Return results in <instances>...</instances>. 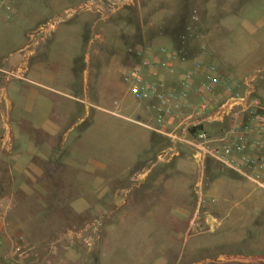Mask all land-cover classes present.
I'll use <instances>...</instances> for the list:
<instances>
[{
  "label": "crops",
  "instance_id": "1",
  "mask_svg": "<svg viewBox=\"0 0 264 264\" xmlns=\"http://www.w3.org/2000/svg\"><path fill=\"white\" fill-rule=\"evenodd\" d=\"M94 1L11 0V16L1 13L0 253L24 235L32 247L28 264L48 262L51 253L41 247L51 240L57 242L53 264H264V190L212 159L200 176L187 148L173 162L153 164L167 144L155 129L169 125H158L149 101L124 86L134 64L114 55L104 18L91 21L96 13L78 10ZM260 1L202 0L207 51L194 58L240 80L264 68ZM56 17L61 22L47 33ZM184 46L165 34L154 41L151 57L163 58L162 47ZM193 56L158 76L179 89L177 79L193 69ZM255 85L264 103V81ZM189 97L198 101L194 89ZM228 123L204 127L217 135ZM213 164L233 191H218L219 216L206 188ZM242 190L249 191L243 201L235 195ZM48 210L58 211L60 227L36 230L51 218L43 215Z\"/></svg>",
  "mask_w": 264,
  "mask_h": 264
},
{
  "label": "built area",
  "instance_id": "2",
  "mask_svg": "<svg viewBox=\"0 0 264 264\" xmlns=\"http://www.w3.org/2000/svg\"><path fill=\"white\" fill-rule=\"evenodd\" d=\"M10 2L0 0V19L3 10L6 17L11 16L13 9ZM61 20L62 17H56L44 29L47 32ZM197 20L194 15V23ZM159 52L163 58H152L146 56L143 50H137L139 62L128 70L126 76L135 99L149 101L148 108L156 123L169 125L167 129H155L166 137L167 144L157 153L153 164L173 162L187 148L200 176L204 175L207 162L212 159L237 171L264 190V103L256 94L255 85L258 81H264V68L253 70L240 80L224 75L214 64L207 65L202 59L194 58L193 69L179 76L177 82L180 88L176 89L158 74L163 69L174 71L176 63H186L189 58L177 49L162 47ZM154 74L158 79H147L146 76ZM198 76L202 80L194 88ZM191 89L197 93V102L189 97ZM206 114H210L209 118ZM226 120L228 127L221 134H211L204 127L205 123ZM204 204L205 199L201 197L198 212ZM56 247L57 242L51 241L47 245V252L53 254ZM31 251L26 237L20 235L9 253H0V263L28 264Z\"/></svg>",
  "mask_w": 264,
  "mask_h": 264
},
{
  "label": "rangeland",
  "instance_id": "3",
  "mask_svg": "<svg viewBox=\"0 0 264 264\" xmlns=\"http://www.w3.org/2000/svg\"><path fill=\"white\" fill-rule=\"evenodd\" d=\"M81 3L82 6L78 10L96 13L94 14L96 16L95 19L91 18V21L101 17L104 18L100 21L103 28L102 32L103 34L105 32L107 38L113 42L114 55L120 54L126 57L127 66L139 62V58L136 56V51L139 49L143 50L145 55L151 57V53L156 52L153 47L154 41L164 37L165 34L169 38L172 37L175 42H182L185 45V50H179L186 54L188 58L193 56L191 53H194V58L196 55L197 57L201 56L207 51V47H205V26L208 19L202 0H95L91 3ZM258 7L261 12H264V2L262 0L259 2ZM257 11L260 12L258 9ZM194 15L198 18L195 23L193 21ZM85 23L81 21V25ZM128 50L129 52H127ZM123 84L126 89L128 88L129 93L132 94L129 82L128 84L125 82ZM142 131L144 130L142 129ZM211 168L206 188L210 194L207 193L210 196L214 195L213 197L216 199V202L211 205V212L214 216H219L220 214L216 209L218 202L221 201L218 191L220 189L227 190L228 194L233 193V191L230 185L225 184L226 180L221 181L219 177H216L221 174L220 172H222L223 168L216 164H213ZM216 170L220 172L218 173ZM225 176L226 179L229 177ZM239 180L242 184H245L244 180L241 178ZM248 194L249 191L244 190L235 193L236 197L242 201L248 197ZM32 212L40 214L41 211ZM57 213L58 211L56 210L46 211L43 215L51 217L46 222L50 224L47 225L43 219L41 224L36 225L37 227L34 226V228L38 231H48L51 223L53 224L51 225V230L59 228L58 224L62 222V219L57 217ZM250 213H253V211H250ZM248 214L249 211L246 208L242 216L248 217ZM65 215L74 220L72 213L65 211ZM246 234H248V231ZM51 241H47L42 245L41 248L45 251L44 254L48 253L45 248L47 249V245ZM54 257V253L50 254L46 258L48 262L44 264H53Z\"/></svg>",
  "mask_w": 264,
  "mask_h": 264
},
{
  "label": "trees",
  "instance_id": "4",
  "mask_svg": "<svg viewBox=\"0 0 264 264\" xmlns=\"http://www.w3.org/2000/svg\"><path fill=\"white\" fill-rule=\"evenodd\" d=\"M202 127V126H201Z\"/></svg>",
  "mask_w": 264,
  "mask_h": 264
}]
</instances>
